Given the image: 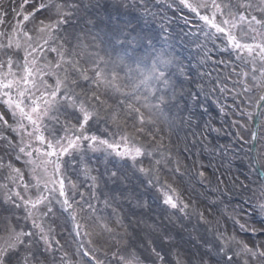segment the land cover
Listing matches in <instances>:
<instances>
[{"label": "rangeland", "instance_id": "1", "mask_svg": "<svg viewBox=\"0 0 264 264\" xmlns=\"http://www.w3.org/2000/svg\"><path fill=\"white\" fill-rule=\"evenodd\" d=\"M57 1L61 0H0V34L8 38L18 34L20 43L19 48L15 43L11 49L0 47V75L11 72L10 78L19 80L25 59H33L23 33L36 37L34 30L41 21L47 24L60 19L57 12L69 14V26L52 34L55 41L37 55V64L46 68L72 60L89 77L99 65L103 79L115 73L112 83L120 92L103 83L98 91L87 84L72 88L86 102L93 92L103 93L100 98L105 105L96 106L99 119L81 129L82 114L75 106L58 100L39 123L45 140L55 145L63 137L96 136L118 145L121 151L140 147L145 154L132 160L118 155L115 149L99 143L90 145L82 139L75 152L51 160L61 158L60 175L65 177L72 208L67 209L54 190L47 207L32 210L15 197V192L26 200L36 199L40 191L37 181L42 184L45 173L30 161L38 164L48 160L42 154L45 144L27 139L21 143L19 119L0 94V114L12 126L7 128L0 121V135L8 136L18 147L30 144L33 150L32 157L27 156L28 149L24 154L0 151V246L21 230L31 231L35 258L29 264H218L223 259L217 249L222 235L264 248V234L260 232L264 229V107L256 141L253 136L254 118L264 95V60L259 49L249 58L200 18L211 15V0H187L198 13L181 0H65L67 10L57 9ZM217 3L224 10L223 18L245 13L249 19L256 16L264 21V0ZM248 3L252 7H238ZM41 4L47 7L36 11ZM34 11L30 21H23L22 14ZM221 19L217 15L216 22ZM236 22L232 34L237 39L264 43V29L253 22V32L248 23ZM91 26L103 28L104 34H94ZM112 36L120 40L125 56L122 65L106 48ZM6 43L7 38L0 35V45ZM49 47H56L63 59L48 51ZM154 66L164 73L149 85L156 96L164 98L160 109L145 107L157 100L143 88L140 103L121 94L131 92L132 82L142 79L141 73L147 75ZM64 67L68 65L64 63ZM64 75L57 72L56 76H45L44 81L54 87L57 76L63 79ZM42 92L43 85L37 84L34 94ZM128 104L139 108L153 125H141L128 111ZM113 109L116 119L104 123ZM141 128L143 132L138 131ZM126 132L137 142L122 141ZM3 147L0 144V149ZM12 169H19V174ZM166 193L176 199V209L164 204ZM87 204L92 209L85 211ZM184 204L187 208L180 211ZM47 208L52 212L45 216ZM33 219L52 241L50 246L43 240L35 243L40 232ZM26 247L27 242L18 249L19 255L13 256L14 261L27 255ZM229 247L239 251L234 242ZM240 259L248 260L246 256ZM248 264L264 261L256 259Z\"/></svg>", "mask_w": 264, "mask_h": 264}, {"label": "snow or ice", "instance_id": "2", "mask_svg": "<svg viewBox=\"0 0 264 264\" xmlns=\"http://www.w3.org/2000/svg\"><path fill=\"white\" fill-rule=\"evenodd\" d=\"M181 2L189 7L193 12H199V9L193 7L191 4H188L187 0H181ZM46 7L47 5L41 4L39 8L36 9V11L45 9ZM201 7L209 8V5L202 4ZM238 7H244L247 9L252 7V5L251 3H248L244 5H238ZM210 12V16L202 15L200 18L211 29H214L216 33L224 35L228 44L232 48L239 50L249 58L252 57L253 52L256 49H259L260 59L264 60V43H245L237 39V37L232 34L233 30H235L237 27V20L239 22L248 23V27L253 32L256 31L255 27H253V22L260 28L264 29V21L258 20L256 16H251L249 19L248 15L245 13H241L239 17H233L230 14L229 18H223L224 10L221 5L217 3V0H211ZM22 15L23 21L28 22L35 16V11L26 15ZM57 15L61 17L58 20L50 21L47 24L44 21L40 22V26L34 30L37 34L36 37H33L31 33H23V38L28 40V47L31 49L28 55L33 57L30 62L25 59L22 65L24 73L23 76H21L19 80H16L10 78L12 76L11 72L8 73V76L0 75V94H2L5 98V103L12 111L13 116H17L19 119V131L23 133L21 143H23L24 139H27L28 141L36 140L47 145L42 154L47 157L48 160H41L38 164L35 160L30 161L34 167L42 169L43 173H45L42 178L44 182L41 184L39 179L37 181V186L40 188V191L38 192L36 199L26 200L24 196H21L19 191L15 192V197L21 200L26 207H29L32 210H35L41 206L47 207V205L51 203V194L54 190L60 197L63 198V205L66 206L67 209L72 208V203L68 199V192L65 190V177L60 175V163L58 160L51 161V158L58 157L60 155H70L72 152H75L80 148V142L82 139L88 140L90 145L99 143L109 149H115L118 155L127 156L132 160H136L137 157L143 156L145 154L144 150L140 147H136L134 151L130 150L128 147H125L124 150L121 151L118 145L109 143L108 140H98L96 136H74L71 138L63 137L55 145L45 140L43 132L40 130L39 123L42 119L46 118L50 112L53 111V106L58 100L62 101L65 105L71 104L72 106H75L78 112L82 114V122L80 123L81 129H83L85 125H88L89 121H95L99 119V109H97L96 106L100 105L103 107L105 105L106 102L100 98L103 93L98 95L96 92H93L86 102L80 96H77L76 93L72 91V88L79 87L81 84H87L93 88H96L98 91L99 85L103 83L106 87L113 88L118 93L120 92V89L116 87L114 83H112V81L115 79V73H112V76L105 80L102 78V69L99 67V65H96L95 69L93 70V75L89 77L84 73V70L76 67L75 61L72 60L64 61V63L68 65L67 68L64 67V63L59 61L54 65H48L46 68L37 64V55L43 53L46 50L45 46H48L50 42L55 41V37L52 34L54 32H59L61 28H67L70 24L69 14L57 12ZM217 15L222 17L220 23L216 22ZM45 33L47 34V37H45ZM0 35H4L7 38V43L0 45V47L11 49L14 43L16 48L20 47L18 34L17 36L11 38H8L7 34ZM252 39H255V37ZM65 42L70 44L71 40H67ZM60 47L62 48L63 44H61ZM47 50L57 53V55H61V58L63 59L62 54L56 47H49ZM120 62L122 65L123 57L120 58ZM7 66L9 69L11 68V60H9ZM131 71L132 70L129 69L128 73L130 74ZM57 72H63L65 74L64 78L60 79L57 76L54 87L47 85L44 81V77L56 76ZM72 75L77 76L78 80H70L69 77ZM141 75L143 76L142 79L132 82L131 92L121 94L125 95L126 99L131 98L140 103V92L143 88L157 100L156 104H145V107L160 109L165 103L164 98L163 96H156L155 91H153L149 85L153 79L159 80L161 77H163L164 73L159 71V69L154 66L147 75H143V73H141ZM129 78L131 80V76ZM37 84L43 85V92L39 96L34 94ZM13 89H15V95L12 94ZM87 91H90V89H87L86 92ZM146 99L147 98H145V100ZM29 100L30 103L26 104V101ZM120 104L123 106V101H120ZM127 109L130 113L135 114V117L141 125H153L152 120H146L139 108H133L131 104H128ZM65 110H67V108ZM114 119H116L115 109L109 112L108 116L104 118L103 122L108 123L109 120ZM0 121H2L7 128L12 127L11 125H8L6 120H4L2 114H0ZM29 125H31L32 129H35V131L30 130L28 127ZM13 131H17V129H13ZM138 131L143 132V129H138ZM120 139L122 141H127L129 137L122 136ZM0 144L4 145L3 149H0V151L5 153H10L11 151L15 150L21 154H24L26 149H28L27 156H33V150H31L30 144H23V146L18 147L8 136L0 135ZM35 151H40V149H35ZM148 155H151V153H148ZM8 167H11L10 162ZM12 171L19 174V169H12ZM140 171L144 172L145 170L141 168ZM113 175H115V173H113ZM68 183L69 186L74 188V185L71 184L70 180ZM25 187H27V185H25ZM165 195L166 199L164 200V204L170 206L172 209H176L178 207L176 199L167 193ZM13 207H17L15 201H13ZM185 208H187L186 204L180 208V211H183ZM91 209L92 205L87 204L85 211ZM51 212L52 209L47 208V212H45L44 215L47 216ZM32 223L37 228H39L40 232V235L37 237L35 243H39V241L43 240L46 246H50L52 241L45 238L43 228L36 223V219H33ZM260 232L261 234H264V229H261ZM33 235L34 234L31 231L25 232L21 230L20 232L15 233L14 238L5 246H0V264H29L30 259L35 258V253L32 252ZM219 240L220 242L217 244L218 255L222 256L223 259L222 261H218V264H248L249 261H255L256 259L264 261V248H261L260 245L244 244L240 241H234V238L224 235H222ZM26 242L28 244V247L25 248L27 255L14 261L13 256L19 255L18 249L24 248ZM233 242L238 246L239 251H235L233 248L229 247V245ZM229 252L232 254L229 255ZM241 256H246L248 260L240 259Z\"/></svg>", "mask_w": 264, "mask_h": 264}, {"label": "bare ground", "instance_id": "3", "mask_svg": "<svg viewBox=\"0 0 264 264\" xmlns=\"http://www.w3.org/2000/svg\"><path fill=\"white\" fill-rule=\"evenodd\" d=\"M55 4L57 5L56 6L57 9H59V10H67L65 8H66V5L68 3L65 0L57 1ZM90 28L93 30L94 34H97V33L104 34V32H105V30L103 28H101V27L91 26ZM109 41H110V42H108L109 45L106 48H108V50L113 53V56L115 57V60L117 59L116 62H118L120 64L121 63L120 62V58L123 57V60L125 59V56L123 55L122 49L119 46L120 45V42H119L120 40L118 41L116 39V37H113L112 39H109Z\"/></svg>", "mask_w": 264, "mask_h": 264}, {"label": "water", "instance_id": "4", "mask_svg": "<svg viewBox=\"0 0 264 264\" xmlns=\"http://www.w3.org/2000/svg\"><path fill=\"white\" fill-rule=\"evenodd\" d=\"M258 119H259V116L257 117V119H256V120L258 121Z\"/></svg>", "mask_w": 264, "mask_h": 264}]
</instances>
